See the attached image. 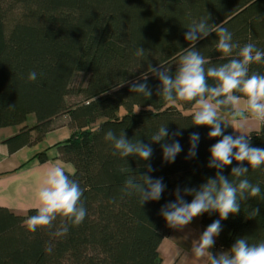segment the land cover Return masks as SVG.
<instances>
[{"label": "trees", "instance_id": "1", "mask_svg": "<svg viewBox=\"0 0 264 264\" xmlns=\"http://www.w3.org/2000/svg\"><path fill=\"white\" fill-rule=\"evenodd\" d=\"M208 16L210 24L223 23L233 43H253L264 50V0H0V128L24 124L32 114L37 119L6 143L15 152L39 142L53 130L55 118L68 115L72 135L56 145L57 154L73 165L68 174L83 189L81 202L87 209L79 226L57 217L50 228L29 232L24 222L36 208L17 214L0 206V264H161L159 247L172 228L160 209L175 201L177 187L199 188L215 176L207 164L209 149L219 138L209 139L207 126H192L194 112L187 110L194 102L170 104L158 96L155 77L148 79L151 98L129 89L149 63L175 71L182 48L188 47L187 28ZM217 39L211 33L196 45L214 65L226 62L219 59ZM139 47L145 49L142 56L136 55ZM33 71L37 79L29 81ZM252 72L264 74V64H252ZM77 73L85 74L87 82L74 88ZM74 96L80 100L71 102ZM163 125L170 134L181 132L175 139L182 151L171 164L163 162L159 144L151 145L152 158L143 162L113 155L104 138L112 130L148 144ZM191 133H198L200 142L197 156L186 159ZM250 135L253 147L264 148V127ZM37 157L40 162L49 159L46 151ZM145 163L155 169L151 177L162 178L166 188L159 201L141 206L139 196L127 195L124 185L129 176L139 181ZM235 164L223 174L230 176ZM247 179L259 184L261 196L221 221L214 253L227 251L240 237L247 236L249 243L264 241V170L250 169ZM184 199L191 202L192 197ZM248 205L259 208L255 219L246 218ZM200 217L204 228L219 219L217 213ZM64 224L68 233L57 235Z\"/></svg>", "mask_w": 264, "mask_h": 264}, {"label": "clouds", "instance_id": "2", "mask_svg": "<svg viewBox=\"0 0 264 264\" xmlns=\"http://www.w3.org/2000/svg\"><path fill=\"white\" fill-rule=\"evenodd\" d=\"M210 17L193 22L185 33L184 39L188 47L182 48L179 63L172 67L164 64H148L147 70L141 73L138 80L132 81L130 92L151 98L152 89L148 79L151 75L159 81L156 94L175 104L177 101L194 102L192 126H207L209 139L219 138L210 149V160L207 167L215 169L214 177L208 178L199 188L177 187L174 190V202H168L160 209V215L167 226L176 230H183L194 218L205 213H217L219 219L213 221L197 239L191 240L189 249L178 248L177 257L180 264L189 258H195L200 264H264V241L249 243L247 236L237 238L227 251L214 253L216 239L222 231L221 221L230 215L241 212V205L255 197L261 196L259 184L247 179V173L252 170H264V148L253 147L251 135L240 131L249 120L264 124V74L252 72V64H264V50H260L253 43L240 46L233 43V34L220 24H210ZM215 33V45L219 59L226 62L214 65L210 57L205 58L196 48L198 41ZM145 49L139 47L136 55L142 56ZM206 65H211L206 67ZM37 73L30 72L29 81H35ZM212 83H209V81ZM143 81V82H141ZM121 84L116 85L118 88ZM243 100V107L241 101ZM225 110L231 121L220 115ZM231 127L238 135L225 134ZM179 129L169 133L167 125L161 126L145 144L140 139L129 140L125 132L117 136L112 130L105 133V140L110 141L114 149L113 155L122 158L135 157L139 161L148 162L153 155L152 144H159L162 149L163 162H175L182 151L179 140ZM200 142L198 133L189 136V149L186 159L197 156ZM230 176H225L224 169L233 162ZM247 165V166H245ZM146 171L139 174V181L135 176H129L124 185L127 195L136 194L143 206L149 201H159L165 191L162 178L153 179L151 173L155 171L150 163L143 165ZM35 175L38 190L36 214L28 217L24 224L29 232H36L40 228H50L57 217L79 226L87 215V209L81 202L83 189L70 174L59 165L46 167L43 172L29 173ZM191 196V202L184 197ZM247 219L259 216V208L248 205ZM69 231L67 224L62 225L57 235H66ZM50 251V249H49Z\"/></svg>", "mask_w": 264, "mask_h": 264}, {"label": "crops", "instance_id": "3", "mask_svg": "<svg viewBox=\"0 0 264 264\" xmlns=\"http://www.w3.org/2000/svg\"><path fill=\"white\" fill-rule=\"evenodd\" d=\"M241 107H243V100L241 101ZM220 115L231 121L227 113L220 112ZM31 116L33 115L28 118ZM27 121L19 126L0 128V206L17 214H25L29 209L37 207L36 192L38 183L35 175H29V173L43 172L46 167L51 165H59L67 173L74 172L72 164L63 162L58 158L56 147L72 135V130L68 126V115L55 118L53 120V130L48 132L41 141L23 146L15 152H10L6 140L19 134L24 126L29 128L35 126L37 119L32 124ZM249 122V127L245 126L240 129L242 133L250 134L263 129L260 123L251 120ZM246 131L250 132L247 133ZM225 132L231 135L239 134L231 127H228ZM33 135L35 136V132H33ZM44 151L47 152L49 159L46 162H40L37 155ZM205 229L200 216L194 218L183 230L172 229L171 234L162 241L159 247L161 264H180L177 257L178 248L189 249L191 240L199 238ZM184 264H200V262L195 258H189L184 261Z\"/></svg>", "mask_w": 264, "mask_h": 264}, {"label": "rangeland", "instance_id": "4", "mask_svg": "<svg viewBox=\"0 0 264 264\" xmlns=\"http://www.w3.org/2000/svg\"><path fill=\"white\" fill-rule=\"evenodd\" d=\"M86 82H87V76H85V74H83V73H77V74H75V76L73 78L72 87L77 88L79 86H85ZM79 100H80V98H78V97H75V96L74 97H70V101L71 102H77ZM195 110L196 109H195V106H194V108L187 110V112H192L193 113ZM32 115L33 116L28 118L27 122L29 124H32V122L36 119V116L34 114H32ZM245 126L249 127L250 126V122L248 121V123ZM246 132L249 133L250 131H246Z\"/></svg>", "mask_w": 264, "mask_h": 264}, {"label": "built area", "instance_id": "5", "mask_svg": "<svg viewBox=\"0 0 264 264\" xmlns=\"http://www.w3.org/2000/svg\"><path fill=\"white\" fill-rule=\"evenodd\" d=\"M264 127V124H261Z\"/></svg>", "mask_w": 264, "mask_h": 264}]
</instances>
